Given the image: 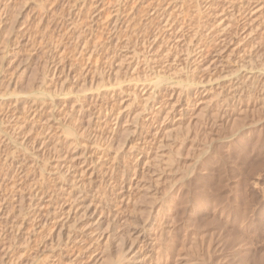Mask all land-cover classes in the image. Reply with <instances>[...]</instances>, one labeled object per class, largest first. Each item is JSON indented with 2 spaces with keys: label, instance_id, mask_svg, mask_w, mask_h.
Returning a JSON list of instances; mask_svg holds the SVG:
<instances>
[{
  "label": "rangeland",
  "instance_id": "1",
  "mask_svg": "<svg viewBox=\"0 0 264 264\" xmlns=\"http://www.w3.org/2000/svg\"><path fill=\"white\" fill-rule=\"evenodd\" d=\"M138 1L139 0H0V235H3V233L5 235V238L4 236H0V264H41L39 261L40 254L37 253L38 245L43 241L45 244H48L50 233L45 232L44 235L46 238L40 241V232L38 230L39 228L36 227V219H38L41 212H44V209H51V207L47 205L49 199V204H51L52 207L55 206L56 215H59L62 210L66 211L68 207L72 205L73 196H71L70 193L74 194L77 191L73 187V181L80 179L87 183L90 180L88 186L84 187V189H80L82 193H84L82 199H84L83 206L86 207L91 202L94 205H96V203L101 204L100 201L103 198V196H101L102 192H106L111 196L113 194H118L119 186L117 185L121 183L119 181H121V177L124 176L123 173H126L127 170H130V172L132 171L130 168L133 167L132 159L133 154H135L134 148L132 147L139 144L138 142L140 141L137 140L138 135H130V139H128L129 142H127V146L129 145V147H125V151L121 154L117 152V150H119L117 148H119L120 145L118 139L120 138L119 135L121 134V130L124 127H131L127 125L131 123L135 110L139 108L138 103L132 96L133 91H130V89H132L131 81L134 80L132 77L134 73L130 71L132 69H129L134 66L132 55L130 56V54H133V43H131L133 42V23L138 12L144 9L143 11H149V13H151L154 9L156 10L158 6L156 0ZM181 1L184 0H175L171 2L168 8L165 6L167 3L166 0L165 2L163 0L162 2L164 3H161V6L170 9L174 6L178 7ZM230 1L231 0L214 1V8L211 9V13L214 12V26L220 22L221 18H228L231 12H236L237 7L241 5L238 0L233 2ZM153 2L155 4H153ZM140 3H142V5ZM243 3H245V1ZM248 3L247 5L245 4V8H241L242 11H249L252 8L258 9L262 4L264 6V0H254ZM140 5L144 6L139 7ZM151 5L153 6L151 7ZM231 6H233V11ZM263 6L260 9L262 13L264 12ZM137 7L141 9L138 11V9H136ZM254 11L255 10H253V12ZM211 13H209V10H206L208 20L212 19L210 16ZM174 14H178V8H176ZM258 15L259 14H255L252 16L251 20L254 19V23L259 22ZM180 17L181 15L177 18ZM246 19V17L241 18L240 23H244ZM225 21L229 22L230 20L226 19ZM180 22L182 21L180 20ZM180 25L181 23H177L178 28ZM233 30H235V28H231L230 32ZM234 32H236V35L233 36L234 42L223 49L221 53L223 58L220 62H222L224 67H227V70L232 74L233 80L238 78L236 75L240 72L238 68H244L247 71L248 68L254 67L253 72L255 74H262L263 76L264 69L260 67L261 63H259L262 56L256 54L255 58H252L248 64L249 53L247 52L251 48L247 46V41L245 42V40H242V36L241 38L239 37L238 28ZM78 53L80 54L77 55ZM178 56H180V54ZM61 57H65L63 58L64 60H62ZM180 60V57H177L174 64H169L167 66L166 69L169 71L166 72V76L164 77L169 78L167 81L163 82L165 85L164 87L172 88L173 90L182 89V79H177L173 74L175 70L174 67L180 64ZM64 62L67 64L66 66ZM119 64L125 66L122 69L123 72L121 70V72L116 73ZM57 66H59V68ZM128 66L129 68L127 69ZM52 67L55 68L53 69ZM126 71L127 73H124ZM218 73L217 71V73L214 74V78H216ZM164 74L161 73V75ZM161 81H164L163 78ZM165 96H167V94H160L157 96L156 100H161V103L169 102L167 97L164 100L162 99ZM181 97L183 96L181 95ZM170 101L173 102V100ZM192 110H194L193 114L195 115V113H198L199 109L195 110L191 108L189 111L192 112ZM116 117H119L121 120L120 123H123V125L121 124L122 126H119L120 129H115V137L118 136V138L114 137V142L106 143L102 138L103 132L107 133L110 126V128H114ZM15 118L18 121L15 120ZM87 118H91L89 125H87ZM176 119L177 117L175 120ZM186 121L187 120L184 119L179 124L165 122L161 125L163 128L160 134L163 139L162 145L159 148L155 145H152L154 148L152 146L149 147L150 155L152 156H149V158L151 157L150 159L154 160L155 155L153 154L155 152H157L156 154L158 155L164 152L163 154L165 155H162V157L156 155L157 159L154 160L155 163L150 159H148V162L151 163L152 161L153 164H156L157 161L163 162L165 156H167L165 159H168V156L170 157L173 151H177V148H179L178 150L180 152L181 142L179 141H181V138H183L185 134ZM91 128L93 129L91 130ZM153 128L154 126L151 125L150 129H143L142 132L140 131L139 133L144 137L141 138L139 136L140 139L149 140L148 137L151 135L150 131ZM192 132L191 129V133ZM199 139L201 141L202 138H198V141ZM131 142H137V144ZM155 147L158 148V150H156ZM129 148L130 150H128ZM55 151L56 153H54ZM124 152L128 156L127 158ZM205 153L202 154V156H204H201L200 159H204L209 152ZM120 156L124 158H120ZM76 158L83 166L76 163ZM158 162L156 165L159 163L161 164V162ZM73 163H76L79 167H70ZM65 164L68 166L66 165L67 167H65ZM62 165L64 168H67H63V171H67L64 177L60 179L58 176H55L56 172L54 169L56 168L55 166ZM130 165L132 167H130ZM227 165L228 164L224 167L226 168L225 170L229 167L232 168L230 163L228 165L229 167ZM172 168L171 173L168 171L170 174L164 172L163 176L157 177L156 175H151L152 171L149 173L150 171L142 167V170L144 169L142 172L143 179L147 180H145L146 182L143 180V183H147L149 180L150 182L147 183V185L153 184L150 188H152V186L155 187L151 189V191L155 189L154 192L152 191L153 195L151 198L153 204L148 198V203L151 202V205L149 204L151 207L148 208L150 211L147 212V208H143L140 202L141 197L139 198L142 193L139 192V194L141 193L139 195L136 191H134V195L140 199V201H138L139 199L135 197L138 199L137 201L140 202V206L138 203H135L136 207L134 204H130L127 207L124 205L125 210L124 208L122 210L126 216H130V220L137 225V228L140 227L141 229L144 227L145 229L144 236L146 240L142 243V248L139 244L142 249L140 252L135 255L137 249L131 253H128L127 249H125V260L116 263L119 255L115 244L112 243L111 247L108 248L107 245L104 244L105 241L101 240L98 243H94L93 245L95 247L93 248L92 245L90 247L88 245L87 247L85 246L86 250L85 248L82 250L84 253L81 257L75 260V263H72L102 264L107 258V249L109 256L112 258L111 262L115 264H140V260L136 261V258L143 255V252H148L147 254H150L149 258L144 260V264H164L159 262L162 261L163 258L158 260V252L161 250L162 246L165 245L164 243L166 241L164 242V240L160 238L158 234L159 230L151 225V222L159 208L157 205L160 204L161 200L163 199L162 202L166 203L169 200L170 194L168 195V191L172 180L179 177V174H176L177 171L175 172L176 168L174 166ZM86 171L89 174L92 172L90 178ZM130 172L128 171V173ZM110 177L112 181H114L113 183L109 181ZM192 177L193 175L188 177L190 179L186 178V180L188 179L187 182L193 179L192 183L197 186L198 183H196ZM73 178L75 179L73 180ZM31 182L35 185L31 184ZM155 182L156 184L154 185ZM114 183L117 184L115 185ZM57 185L59 186L58 188ZM39 186L42 187H40L41 192L38 191L40 190L38 188ZM164 188L166 191L168 190V193L164 191ZM157 190H159V192L162 191V193L160 192L162 195ZM67 192L70 195L69 197ZM194 192L196 193V189ZM154 194L156 196H154ZM192 204L193 203L190 201L186 204V207L188 209L196 208L194 207L195 205L193 204L192 206ZM45 205H47L48 208H45ZM20 206L22 208H20ZM39 206H44V208H40ZM196 206L200 208L199 205ZM20 209H22V211L18 214ZM141 209L146 212H143ZM74 210L78 211V215L75 218L78 220L75 223L77 228L73 230L70 229V234H74L73 237L80 241L85 240L84 242H87L89 241V238H87L89 235L88 233H90V235L96 233L106 235L108 233V229H106V219L102 217V212L99 207H97L94 214L90 215L91 212H87L90 216L89 218L88 216L80 218L82 209H77V206ZM18 221L19 224L22 223L21 229L19 230V228L16 227L19 231L17 229V231H14L10 227ZM8 228L11 229L12 232ZM112 233L113 236L117 238L121 235V230L114 228ZM125 235L126 236L123 237L127 239L126 248L132 238L127 234ZM13 236H16V240ZM27 236L29 239H27ZM85 237L88 240H86ZM211 241L214 243V239ZM258 241L259 240L255 241L258 243L256 246L262 251H259L255 246V252L264 253V249H262L263 242ZM27 242H29L28 245L26 244ZM84 242H73V244L69 243L70 245L66 243V245L68 244L67 247H65L66 245L64 244L61 245L60 247H63L61 248V251H63L61 255L64 256L56 260L49 257L46 263L70 264L68 261L72 260L73 254L77 253L78 249L84 246ZM4 246L6 251L3 249ZM88 248L90 249L88 250ZM157 248L159 249L157 250ZM198 248L195 250V252L197 251V256H199L197 261L195 258H192V255L195 253L193 248L192 250L190 249V244H188L183 252L184 255H176L174 257L175 261L170 264H200L201 261L199 259H204L205 252L203 247ZM84 250L87 251L86 254ZM224 250L226 251V249ZM3 252H6V254H3ZM222 256L223 254L214 255L213 253L208 257L209 261H206L207 263L204 262V264H216V260L221 259Z\"/></svg>",
  "mask_w": 264,
  "mask_h": 264
},
{
  "label": "bare ground",
  "instance_id": "2",
  "mask_svg": "<svg viewBox=\"0 0 264 264\" xmlns=\"http://www.w3.org/2000/svg\"><path fill=\"white\" fill-rule=\"evenodd\" d=\"M162 1L163 0H156L158 6L156 10L154 9L151 13H149V11H143L144 9L138 12L141 8L138 9L137 7L136 9H138V13L133 23V42L130 41L133 43V54H130V56L132 55L134 66L133 68H129L128 66L127 69H132L130 71L134 73V75H132L134 80L131 81L132 89H130V91H133L132 96L138 103L139 108L135 110L131 123L127 125L131 127H124L125 129L123 128L121 130V134H117L121 140L120 138L118 139L120 145L118 144L119 148L116 147L119 149H116L117 152L121 154L125 151V147H129V145L127 146V142H129L128 139H130V135H138L137 140L140 141L138 142L139 144H137V142H131L137 144L135 147H132L135 152L132 159L133 167L130 165L132 171L130 172V170H127L126 173H123L124 176L121 177V181H119L121 183L117 185L119 186L118 194H113L111 196L106 192H102L101 196H103V198L100 201L101 204L96 203V205H94L91 202L88 206H83L84 199L82 198L84 193H82L80 189H84V187L88 186L90 180L86 183V181H81L80 179L73 181V187L77 191L74 194L70 193V195L73 196L71 202L72 205L69 206L66 211L62 210L65 213L60 211L61 213L56 215L55 206L52 207V205L49 204L50 199L47 201V205L51 207V209H44V212H39L40 215L38 216V219H36V227L39 228L38 230L40 232V241L46 238L44 235L45 232L50 233L49 243L45 244L43 241L38 245L37 253L40 254V260L37 259L41 264H48V262L46 263V260L49 259V257L56 260L64 256L61 255V252H63L61 251V248H63L60 247L61 245L85 241H80L73 237L74 234H70V229L73 230L77 228L75 223L78 219L76 220L75 218L78 215V211L74 210L76 206L77 209H82L80 218L86 216L89 218L90 216L87 212H91L90 215L94 214L97 207H99L102 212H100L102 217L106 219V229H108V233L106 235L98 233L90 235V233H88L89 235L87 238H89V241L84 242V246L81 249L79 248L78 252L76 251L77 253L73 254V259L70 258L72 260L68 261L70 264H73L72 262L81 257L84 253L82 250L85 246L87 247L88 245L90 247L92 245L93 248L95 247L93 244L98 243L101 240L105 241L104 244L107 245L108 248L111 247L112 243L115 244L119 255L116 263L125 260V249H127L128 253L137 249L135 251L136 255V253L142 250L141 245L146 240L144 236L145 229L144 227L141 229L138 227V229L137 225L130 220V216H126L123 213L122 210L124 205L127 207L130 204H134L135 206V203H138L140 206L141 202L143 208H147V212L150 211L148 208L151 207L149 206L151 202L148 203V198L151 200L152 193L155 189L152 190L153 192L151 191L154 186L150 188L153 184L147 185V183L150 182L149 180L145 183L147 180L145 179V181L143 179L142 172L144 169L142 170V167L150 171L149 173L152 171L151 175L160 177L164 175V172L171 173L173 166L176 168L174 169L175 172L177 171L176 174H179V177L175 179L173 176L175 180H172L171 185L169 186V191L167 190L169 193L164 188V191H166L168 195L170 194V197L168 198L169 200L167 199V203L162 202L163 199L161 200L160 204L157 205L159 208L151 222V225L159 230L158 234L160 235V238H162L164 242L166 241L164 243L165 245L162 246L161 250L158 252V260L163 258V260L159 262L164 264L173 263L175 261L174 257L176 255L183 256L186 246L190 244V249L192 250L193 248L195 253H193L194 255H192V258H195L196 261L199 256H197V251L195 252V250L198 247H203L205 252L204 259H199L201 261L200 264H204V262L207 263L206 261H209L208 257L213 253L214 255L223 254L221 259L216 260V264H264V253L255 252V246L258 244L255 242L256 240H259L258 242H263L262 249H264V75L262 76V74L259 73L255 74L253 72L254 67L248 68L247 71L244 68H238V70H240V72L238 73L237 71L238 74H236L238 78L233 80L232 74L227 70V67H224L222 62H220L223 58L221 56L223 49L227 48L234 42L233 36L236 35V32L234 31L238 28L239 37L241 38L242 36V40H245V42L247 41V46L251 48L247 52L249 53L248 64L252 58H255L256 54H259L262 56L259 60V63H261L260 67L264 69V12L262 13L260 11L263 4L258 9L252 8L249 11H242L241 8H245V4L247 5L248 2L254 0H238L241 5L237 7V11L231 12L228 18H221L220 22L214 26V12L211 13V9L214 8L215 0H184L181 1L178 7L174 6L170 9H167L168 5L175 0H166V8H164L165 6H161V3H164L165 0L164 2ZM233 1L235 0H231L230 2ZM244 1L245 3H243ZM154 2L153 4H155ZM140 4L142 5V3ZM141 5L139 7L144 6ZM152 6L153 5H151V7ZM176 8H178V14H174ZM231 8L233 11V6H231ZM206 10H209L212 19L208 20ZM253 10L255 11L253 12ZM255 14H259V22L257 23H254V19L251 20L252 16ZM179 15H181V17L177 18ZM243 17H246L247 19L244 23H240V20ZM226 19H229L231 22H226ZM180 20L182 22H180ZM177 23H181L179 28ZM231 28H235V30L230 32ZM79 54L80 53L77 55ZM179 54L180 56H178ZM177 57H180L181 60L178 66L175 65L173 74L177 79H182L181 81H183V85L181 90H173L172 88L164 87L165 85L163 84V82L167 81L169 78L164 77L166 76V72L169 71L166 69L167 66L169 64H174ZM63 58L62 60H64ZM66 65L67 64L65 63V66ZM124 66L119 64L116 73L121 72ZM57 67L59 68V66ZM217 71L219 73L216 78H214V74L217 73ZM124 73H127V71ZM161 73L165 74L161 75ZM162 78L164 81H161ZM163 93L167 94V96L162 99L164 100L167 97L169 102L161 103V100H156L157 96ZM181 95L183 97H181ZM170 100H173V102ZM191 108H194L195 110L199 109L198 113H195L194 115V110H192V112L189 111ZM44 116L46 117L45 114ZM119 117H116L115 119L114 128H110V126L108 132L106 131L107 133L103 132L104 134L102 135V138L104 142L110 143L115 140V138H118V136L115 137V129L123 125V123H120L121 120ZM176 117L177 119L175 120ZM184 119L187 120L185 122L186 131L183 138H181V141H179L181 142L180 152L178 150L179 148H177L176 150L178 152L173 151L174 154L172 153L170 157L168 156L169 160L165 159L167 157L165 156L164 160L166 161H159L161 164L157 161L159 163L158 165H156L157 162L156 164H153L152 161L157 159V156L162 157V155H165L163 154L164 152L162 154L160 153L161 155H158L156 154L157 152H155L153 154L155 155L154 160L150 159L152 156L150 155L149 147L155 145L159 148L162 145L161 143L163 139L160 134L163 128L161 125L165 122L179 124ZM15 120L17 119L15 118ZM86 121H88L87 125H89L91 118H87ZM151 125H153L154 128L150 131L151 135L148 137L149 140L140 139V137H144L141 136L139 132H142L143 129H150ZM92 129L93 128H91V130ZM191 129L193 131L192 133ZM198 138H202L201 141L200 139L198 141ZM152 147L154 148V146ZM158 148H156V150H158ZM128 150H130V148ZM205 152L209 153H207V156L204 159H200ZM54 153H56V151ZM123 156H120V158H124ZM125 156L126 158L128 157L126 154ZM149 156L151 157L149 158ZM77 158L75 159L77 160L76 163L80 165L81 162H79ZM148 159L152 160V164L148 162ZM76 163H73V165L71 164L70 167L73 168L78 166ZM229 163L232 168L228 166ZM224 164H228L227 166L229 168L227 170H225L226 168L224 167L226 166ZM63 165L55 166L56 168L54 169L56 172L55 176H58L60 179L64 177V174L67 171H63ZM66 165L67 164H65V167L68 166ZM81 165L83 166V164ZM128 171L130 173H128ZM86 173L90 178L92 172L89 174L86 171ZM192 175V178L198 183L197 186L192 183L193 179L192 181L189 180L187 182V180L190 179L188 177ZM186 178L188 179L186 180ZM74 179L75 178H73V180ZM143 180L145 181L144 183ZM109 181H111V183L114 182L111 177L109 178ZM31 184L34 183L31 182ZM40 187L41 186L38 187L40 189L38 191L41 192L42 187ZM58 187L59 186L57 185V188ZM195 189L196 193L194 192ZM134 191H136V193L138 192V194L139 192L142 193H140L141 195L139 194L140 196L137 194L139 198L141 197V201L134 195ZM157 191L159 192V190ZM160 192L162 193V191ZM155 194L154 196H156ZM70 195L68 194V197ZM190 201L195 205L194 207L197 208L196 205H199L200 208L188 209L186 204ZM47 205H45V208H48ZM39 207L44 208V206ZM20 208L22 207L20 206ZM20 211H22V209L19 210L18 214H20ZM142 211L146 212L145 210ZM21 226L22 223L19 224L18 221L10 228L15 231L16 229L18 230V228L20 230ZM114 228L121 230V235L117 238H115L112 233ZM125 234L132 238H130L131 242L126 248L125 245L127 239L123 237L126 236ZM0 236H4L5 238L4 233ZM15 237L13 236L14 239ZM87 238L86 240H88ZM27 239H29L28 236ZM212 239H214V243H212ZM28 243L29 242L26 244L28 245ZM67 245L65 247H67ZM256 247L259 251H262L258 246ZM159 248H157V250ZM3 249L6 251L5 246ZM89 249L90 248H88V250ZM224 249H226V251ZM86 252L87 251H85V254ZM106 253L107 258L103 263L113 264L114 262H111L112 258L109 256L107 249ZM147 253L148 252H143V255L136 258V261L140 260V264H144V260L150 256V254ZM3 254H6V252H3Z\"/></svg>",
  "mask_w": 264,
  "mask_h": 264
}]
</instances>
